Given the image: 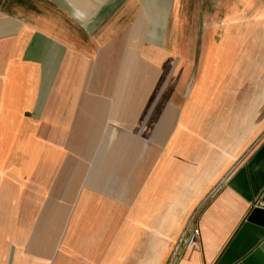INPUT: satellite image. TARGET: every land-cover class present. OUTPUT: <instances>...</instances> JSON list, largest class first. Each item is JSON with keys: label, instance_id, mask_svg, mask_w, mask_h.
Returning a JSON list of instances; mask_svg holds the SVG:
<instances>
[{"label": "crops", "instance_id": "obj_1", "mask_svg": "<svg viewBox=\"0 0 264 264\" xmlns=\"http://www.w3.org/2000/svg\"><path fill=\"white\" fill-rule=\"evenodd\" d=\"M195 1L0 0V264H264V0L230 33ZM33 116L41 148L74 150L43 203ZM131 132L153 154L130 177ZM114 197L137 251L98 255Z\"/></svg>", "mask_w": 264, "mask_h": 264}, {"label": "rangeland", "instance_id": "obj_2", "mask_svg": "<svg viewBox=\"0 0 264 264\" xmlns=\"http://www.w3.org/2000/svg\"><path fill=\"white\" fill-rule=\"evenodd\" d=\"M201 1V4H198L197 2ZM249 0H196L194 7L196 9V13L200 14L202 13V9L203 11H205V13L209 14L210 18L212 19H217L220 18L219 22H215L214 24L212 23L211 25L214 27H219L221 29H225L228 30V32H232L234 31V28L237 29V25L235 24V21H239L240 17H245L246 16V12H248V8H249V4H248ZM202 2L204 4H202ZM239 28V27H238ZM242 87V91L243 94H245V96H248V88L249 86H241ZM242 103V108H246L249 109L250 107H255V102H251L247 99H243L241 100ZM257 103V102H256ZM260 104L258 102V107H260ZM202 108V104L201 101H197L194 102V109L196 111V109H201ZM31 114V112H28V116ZM32 124L30 125L29 129H32V133H23V137L25 136L27 138L34 139L36 140V138L38 139V141H42L41 138L36 137V133H34V130L37 129V125L39 124V118L36 116L32 117ZM143 120V119H142ZM193 123H199L201 122V117H194L193 118ZM259 122H260V118H259ZM128 136L130 137V144L129 147L130 148H126L125 147V159L126 157H128L129 160V164L125 165V173L128 174L131 177V174L136 173L137 172V159H138V155L139 153H143L142 155L144 156H149L150 154H153V149L149 148V143L144 141L143 139L140 141L139 138L137 137V132H131V133H127ZM151 133L148 134V132L144 133L143 135L145 136V140L147 139V136L150 135ZM67 135V140L69 135ZM200 135V134H198ZM138 138V139H137ZM139 140L141 142V146L144 147V145L146 144V148H137V141ZM39 147L36 150H33V154H32V159L36 160V162L40 161L41 162V157H49L50 159V165H42L41 163L39 165H34L33 167V186H34V191H38L40 192V194L42 193V195L40 196H36L34 197V199H36L37 201H39V203H43V200L47 199V197L53 196V190L56 188L57 186V180L55 179V174L57 172V165H53V160L55 161L57 158H61L63 157V155H65L66 157H68V155L70 153H72V151L74 150H70L67 148H53L54 145L51 146V148H46V147H42L41 145L43 144V142L39 143L38 142ZM44 145V144H43ZM135 145V146H134ZM56 146V145H55ZM132 147V148H131ZM78 151V150H77ZM106 151V149H102L100 150V153H102L104 155V152ZM12 152V151H11ZM100 155V154H99ZM11 159L10 161L12 162V164L14 166L17 167H22L23 164L22 162L24 161L25 158H28L29 156H25L23 155V153L19 150H16L15 152L13 151L12 154H10ZM142 156V157H143ZM49 164V163H48ZM55 167V169H54ZM48 169V172H47ZM66 170H67V166H66ZM29 179V175L27 177ZM88 183H90L89 181H83V184H87L85 185V189L88 188ZM103 184H107L108 186H112L115 187L114 190H119L121 187V185H123V192L125 193V191H128L130 189H136V182H132L131 180H125V182H121L118 181L116 182L114 181H105L102 182ZM68 184H66V189H72L74 190V187L72 185L71 188H69ZM77 188V187H76ZM122 191V189H121ZM39 199V200H38ZM115 199V208H114V212L112 213V215L114 216L113 219V225H114V229H113V235L109 238H107L104 234L102 237H99V242L97 243V254L98 255H125V251H137V245L136 244H130V245H125L121 243V239L123 237L122 232L125 230V228H122V225L125 224V210L124 212H122V209L120 207L121 203L120 199L114 197ZM105 216V214H103ZM111 216V215H110ZM101 229H98V232H100ZM103 231V230H102ZM104 232V231H103ZM102 232V233H103ZM107 239V242H106ZM125 239V238H124Z\"/></svg>", "mask_w": 264, "mask_h": 264}, {"label": "built area", "instance_id": "obj_3", "mask_svg": "<svg viewBox=\"0 0 264 264\" xmlns=\"http://www.w3.org/2000/svg\"><path fill=\"white\" fill-rule=\"evenodd\" d=\"M200 236L199 228H193L190 234L185 237L181 242L183 243L184 247L190 248L196 245L198 237Z\"/></svg>", "mask_w": 264, "mask_h": 264}, {"label": "bare ground", "instance_id": "obj_4", "mask_svg": "<svg viewBox=\"0 0 264 264\" xmlns=\"http://www.w3.org/2000/svg\"><path fill=\"white\" fill-rule=\"evenodd\" d=\"M185 11V10H184ZM182 12V11H181ZM127 200H129V199H127Z\"/></svg>", "mask_w": 264, "mask_h": 264}]
</instances>
